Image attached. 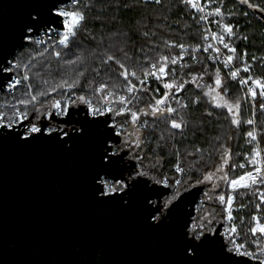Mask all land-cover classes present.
<instances>
[{
	"label": "snow or ice",
	"instance_id": "snow-or-ice-1",
	"mask_svg": "<svg viewBox=\"0 0 264 264\" xmlns=\"http://www.w3.org/2000/svg\"><path fill=\"white\" fill-rule=\"evenodd\" d=\"M70 2L71 10L62 6L67 5L69 0H41V3L28 14L27 19L20 25L17 42L10 49L0 47V74L15 73V76L7 84L8 90L11 92L22 84L26 89L21 98L9 105L10 112H0V145L11 143L17 147L28 148L43 144L52 145L67 152L72 149L77 141L87 138L92 127H96L99 132V139L95 147L97 170L93 176L92 186L94 188L93 195L97 199L107 198L108 201H118L122 207H128L132 203V193L138 185L149 187L148 180H138L137 177H147L162 188L174 189L170 198L162 206L157 203L155 207H150L153 205V201L149 197L145 198L147 211L145 221L149 228H159L168 219V215L164 214V209L167 208L170 215L172 208L176 206L174 201L179 200L183 192L202 184L211 185L210 191H205L203 195L207 200L218 201L221 206L220 212L209 211L206 215H201L191 221L190 227L189 222H185L178 243L179 259L176 264H198L197 258L200 249L208 243H218L221 253L229 259L232 258V255L255 257V253L247 250L246 243L238 242L240 226L235 223L234 212H240L248 208L254 201H258L255 203V209L259 214L251 216L248 222L249 226L244 232V238L247 240L250 233L252 237L257 238L252 242L259 246V241L264 240V150L258 147L252 149L253 154L250 160L246 161L253 166L252 169L230 178L226 166L230 164L231 152L224 145L214 148V151L219 154L218 161L211 159V152L208 153V157H205V150L200 147H195L194 151L185 149L183 155L175 143H171V147H168L170 141L174 140L177 135L175 130L179 131L182 138L187 139L185 130L189 128L190 123L192 125L191 134L195 136L197 130L203 133V120L213 116L212 111L202 113L199 118L200 123L190 122L183 115L180 116L179 120L175 118L178 109L172 106L173 101L179 105V110H188L190 107L188 103H183L181 99L177 98V93L183 92L185 84L188 83L182 78L176 79L175 66L178 61L183 60V56L160 55L152 61L141 48L140 51L145 57L141 62L134 53L129 51L128 32L113 33L108 37L110 41L108 47L101 50L105 37L95 34L86 27L89 19L87 10L95 7L94 0H88L87 3H82V0H70ZM96 2H105V0H96ZM182 2L191 5L198 11H203L197 0H182ZM136 3H140V0H136ZM240 3L248 4L250 8L256 7L250 4L248 0H240ZM149 4L159 6L162 4V0H143L144 7ZM130 6L127 3L123 4L124 8ZM107 7L119 10L120 5L113 3V0H107ZM260 10L264 11V8ZM213 14L222 17V9L220 7L215 8L214 13H209V15ZM95 19L100 20L101 17L98 15ZM200 19L205 20L207 16H201ZM101 23L103 24V21ZM217 23L219 24L220 21ZM143 27L147 29V24ZM234 28L235 26L232 24H223V34L212 33V39L223 44L224 49H227L229 53L223 61L225 68H231L237 60L242 61L244 65L242 71L248 75L240 78L241 69L236 67L235 70H230V77L232 80H238L239 84L248 86L246 95L251 98L253 117L257 105L261 115H264V76L250 74L253 65L247 61V51L237 56V48L230 46L225 41L224 34L229 38L236 35ZM41 32L44 33L46 39L37 38ZM140 35L147 42L156 35V32L143 30ZM54 37H58V39ZM239 38L244 41L249 39L248 36ZM207 39L208 37L205 36L204 40L207 41ZM41 45L44 46L43 50L39 51L37 56L40 58H46V54L48 57L54 56L57 63V67L53 70L52 60L47 58V67L44 68V72L49 77L52 76L53 71L60 73L61 78L58 81L54 78L51 80L44 78L40 70L32 73V69L36 68L34 61H36L37 56H33L31 52L27 53L29 58L26 63L23 59L16 57L18 51L23 56L24 50L30 46ZM165 46H168L167 41H165ZM171 47H179L181 53L188 51L183 43L178 45L173 43ZM189 47L192 48V52L200 51L199 46ZM73 49L77 50L74 58L65 59ZM209 49L217 54L216 57L209 59L218 58L220 48L208 44L207 47L203 48V51L208 52ZM151 50L149 49V51ZM10 56L14 59L9 60ZM90 58L95 66H85L81 70V66L87 65ZM192 59L195 60L196 57L193 56ZM252 60L256 61L257 58L254 56ZM89 67L97 76L101 72L105 73L111 82L101 83L98 87H91V81L85 83ZM181 67H187V65H181ZM4 79H8V77H4ZM34 79L37 81L36 84L31 82ZM195 79L193 78V82ZM152 83L157 84V87L153 89ZM82 86L84 88L91 87L94 94H102L98 98L97 105H94L86 96L76 94L75 90ZM227 91L228 86L221 80L220 72L217 70L215 87L208 86V91L203 95L211 96L215 108L227 109V112L231 114L232 125L237 127L242 123L255 125L254 118L247 120L240 118L241 102H229L225 98ZM56 92L61 94L59 99L52 98L46 103L42 102V97H48ZM149 93L152 94L151 102L144 109H137L136 104L140 102L141 96ZM72 96H76V100H73ZM190 99L193 107L201 102L200 96ZM77 101L87 105V115L93 119L86 120V122L73 119L74 113L70 111V108ZM109 113L113 118L111 124L107 119L103 121L98 119L107 116ZM141 114L144 117H152L154 120H165L167 122L165 129L167 135L165 132H161L155 147L151 149L155 158L148 156V163L144 164L146 156L137 153L134 159H136L140 170L134 166L132 170L128 171L123 168V162L124 156L128 154L127 150L132 146L129 139L135 136V146L139 149L142 145L150 143L143 137L147 136L149 131L155 132L154 127L150 128L147 119H141ZM129 115L130 120H128ZM115 117H124L125 119L123 122H119L114 119ZM101 124L104 125L102 129L99 127ZM123 133H127V135L123 136V142H121V139L118 138L122 137ZM246 136L250 138V142L257 141L254 128L247 131ZM229 138L231 139V137ZM165 148L168 149V155L175 156L176 159V163L172 165L173 175H169L163 170L165 157L157 151ZM121 152L124 153L123 156L120 154ZM237 166L243 169L246 164H231L232 169ZM125 171H127V176L124 175ZM105 177L107 179H104ZM220 182H223L229 191L214 196L212 193L221 188ZM149 190L152 189L149 188ZM155 191L158 192L159 189ZM116 193L122 195L117 197ZM238 195L241 197L250 195L252 199L249 200L248 204L241 202L237 205ZM157 213L160 214L157 215ZM221 214L228 222L229 227L225 228L222 234H218L212 225L213 219ZM244 223V218L241 217L240 225H244ZM220 235H223V240L219 239ZM260 252L264 256V247L260 248ZM260 264H264V259L260 261Z\"/></svg>",
	"mask_w": 264,
	"mask_h": 264
},
{
	"label": "water",
	"instance_id": "water-1",
	"mask_svg": "<svg viewBox=\"0 0 264 264\" xmlns=\"http://www.w3.org/2000/svg\"><path fill=\"white\" fill-rule=\"evenodd\" d=\"M40 3L0 0V47L10 49L17 42L20 25ZM11 75L0 74V91ZM70 111L73 119H93L85 104H73ZM98 119L111 124L113 118L109 113ZM123 136L118 138L121 142ZM98 139L99 132L92 127L90 135L67 152L43 144L28 148L0 145V264H176L180 235L185 222L190 227L197 214L202 187L183 192L170 215L164 209L168 219L159 228H149L145 198L153 201L150 207L162 206L174 189L137 177L148 180L149 187L138 185L128 207L97 199L92 185ZM136 164V159L124 156V169L130 171ZM221 224L216 228L218 234H222ZM197 260L198 264H260L247 256L229 259L218 243L204 245Z\"/></svg>",
	"mask_w": 264,
	"mask_h": 264
},
{
	"label": "trees",
	"instance_id": "trees-1",
	"mask_svg": "<svg viewBox=\"0 0 264 264\" xmlns=\"http://www.w3.org/2000/svg\"><path fill=\"white\" fill-rule=\"evenodd\" d=\"M88 0H82V3H87ZM95 2V7L87 10L88 22L86 27L91 29L97 35H103L105 37L104 44L101 46V50L108 47L110 41L108 39L113 33L116 32H128L130 40V53H134L136 58L143 62L145 59L144 55L141 53L140 49L143 48L147 53V56L154 61L160 55L175 56L180 53L179 47H171L173 43L180 44L183 43L188 50H192L191 47L201 46L205 43L204 33L201 30V24L199 23V17L195 10L189 5H186L182 0H162L161 5L149 4L147 7L143 6V0H140V3H136V0H113V3H118L120 5L119 10L115 8L107 7V0L105 2ZM250 4L255 5L256 7H248V4L240 3V0H214L212 4V13L214 9L220 7L223 12L222 17H214L220 23H216V26L222 31L223 24H232L235 26L234 31L235 36L229 39L230 43L237 48V56H240L244 51H247L248 57L247 61L252 66L251 74L255 76H264V11H261V8H264V0H248ZM131 5L129 8H124L123 4ZM247 13V15H244ZM100 16L101 19L97 20L95 17ZM115 17V19H113ZM159 17V19H156ZM103 21V24L101 23ZM147 24V29L143 25ZM159 25V27H157ZM143 30L155 31L156 35L150 38V41H145V39L140 35V32ZM248 36L249 39L244 41L239 37ZM165 41L168 42V46H165ZM44 46H30L24 50V55L21 56V53L18 51L16 57H19L24 60L26 63L28 60V52H31L33 56H37L39 51L43 50ZM149 49H152L149 51ZM58 50V49H57ZM77 50L73 49L65 59L74 58V54ZM256 57L257 60L253 61L252 57ZM50 58L52 60V69L55 70L57 67L56 59L54 56L46 58H40L37 56L36 68L32 69V73H35L37 70H40L44 78L55 79L58 81L61 78V74L53 71L52 76L49 77L44 68L47 67L46 59ZM209 55L205 52L199 51L196 54V59L189 61L187 67H181L176 65V79H183L188 81L185 84V90L181 93H177V98L181 99L183 103H188L190 105L188 110H179V105H176L175 102H172V106L178 109V114H176V119L179 120L180 116L183 115L185 119H188L190 122L195 121L200 123V116L206 111H212V117H206L203 120V133L197 130V134L193 136L191 134V123L189 128L185 130V135L187 139H184L177 135L175 139L170 141L168 147H171V143H175L176 147L179 148L181 154L185 152V149L189 151H194L195 147H200L205 150L204 155L208 157V153H212V160L218 161L219 154L214 151V148H219L220 145H224L225 148L230 149L231 160L230 164L226 166V171L229 173V177H235L243 169L238 166L235 169L231 168V164L239 165L245 163L247 166L249 163H246L247 160H250L252 156V145L246 144V141L249 137L246 136L247 131H250L251 128L248 124L242 123L239 127L231 124V114L227 112L226 108H215L214 103L207 97L203 95L204 87L199 86L200 84L212 85L215 82L216 72L219 70L221 80L228 86V91L226 93V99L229 102L240 101L241 102V115L242 120H247L251 117L252 111L251 107L245 97L244 90L238 84L236 80H232L230 75H228L224 69L215 61L209 59ZM14 57L10 58V60ZM236 63H242L241 60L235 61ZM95 66L93 60L90 58L87 61V65H82L81 70L85 66ZM22 73V72H21ZM193 78H196L193 82ZM122 79V78H121ZM171 79V78H169ZM91 81V87H97L101 83L111 82L109 81L108 76L101 72L99 76L95 72L91 71L89 67L88 74L86 77L85 83ZM36 84L37 81L34 79L31 81ZM206 85H204L206 87ZM90 88H81L76 89L77 95H84L93 104L98 103V97L94 94ZM151 87L154 89L157 87V84L152 83ZM25 86L18 85L12 93L8 91H0V99L5 102L7 107L4 108V111L10 112L9 105L15 103L17 99L22 97L23 92L25 91ZM151 93L147 95H142L141 100L136 104L137 109H144L148 103L151 102ZM197 96L201 97V102L194 107L191 106V99ZM61 97L60 92L52 93L48 97H42V102H47L52 98L59 99ZM73 100H76V96L72 97ZM80 103L77 101L75 104ZM135 110V109H134ZM150 111V109H148ZM257 124L260 129L259 140L261 144V149L264 150V115H261L260 110L257 112ZM116 121L123 122L124 117H115ZM141 119H147L149 126L155 128V132H148L147 136L143 138L148 140L150 143L142 145L141 148H136L135 146V136L129 139V143L132 145L130 150L133 152V157L137 153L141 156H146L144 164L148 163V156L155 158V154L151 151L155 147L156 142L159 139L161 132H165L167 127V122L163 119L154 120L152 117H144L141 114ZM130 120V115L128 116ZM127 127V125H126ZM131 131V129H129ZM124 136L127 133H123ZM165 135L167 133L165 132ZM231 137V139L229 138ZM161 156L165 157L163 164V170L169 175L174 174L172 165L176 163L175 156L168 155V149L157 150ZM222 151V149H221ZM139 166V165H138ZM214 171V169H212ZM178 175V174H177ZM221 183V188L216 190L215 193H212L214 196L219 195L221 192L227 193L229 190L226 185ZM202 187L201 192L197 200V214L206 213V209H213L215 212H220L221 206L216 200H207L203 193L205 191H210V184L199 185ZM243 191V190H242ZM252 199L250 195H244L243 197L237 196L236 204L243 202L245 204L249 203V200ZM254 201L248 208L243 209L240 212H234L236 216V224L240 226L239 231L241 239L246 243V245L251 249H258L263 245L264 240L259 241V246L257 243H253L256 237H252L251 234H248L247 240L244 238V232L249 226V220L252 215L259 214L255 209ZM196 214V215H197ZM224 220L223 214L220 215ZM244 218V225H240V218ZM259 236V234H257Z\"/></svg>",
	"mask_w": 264,
	"mask_h": 264
},
{
	"label": "built area",
	"instance_id": "built-area-1",
	"mask_svg": "<svg viewBox=\"0 0 264 264\" xmlns=\"http://www.w3.org/2000/svg\"><path fill=\"white\" fill-rule=\"evenodd\" d=\"M197 2L200 4V6H201V8L203 9V11H198L196 8H193L191 5H189L191 8H193L194 10H195V12L197 13V15H198V17H199V23L201 24V30H202V32L204 33V36H207L208 37V39H207V41H205V43L203 44V45H201V46H199L200 47V51H202V52H204L203 51V48L204 47H207V45L208 44H212L214 47H218V48H220V54H219V56H218V58H216V59H211V60H213V61H215L216 63H218L223 69H224V71L228 74V75H230V70H235V68L236 67H239L240 69H241V71H240V78H243V77H245L246 75H248V74H246V73H244L243 71H242V68H243V63H236V62H234L233 63V65L231 66V68H225L224 66H223V61L226 59V57H227V55L229 54L228 53V51H227V49H224V47H223V44H221L219 41H216V40H213L212 39V33H216V34H223L222 33V31L216 26V23H217V20L214 18V17H212V15H209V13H212V8H211V6H212V4L214 3V0H197ZM62 6H65V7H67L69 10H71V7H72V5H71V2H70V0H69V3L67 4V5H62ZM201 16H207V19H205V20H201L200 19V17ZM62 30V29H61ZM225 35V41L226 42H228L229 44H230V46H233L231 43H230V41H229V37H227V35L226 34H224ZM37 38H45L46 39V37H44V33L43 32H41L40 34H39V36L37 37ZM54 38H57L58 39V37H54ZM41 46H43V45H41ZM199 52V51H198ZM205 53H207L208 55H209V57H216L217 56V54L212 50V49H209V51L208 52H205ZM196 54H197V52H192V50H188L187 52H183V53H181V51H180V53L179 54H177V55H182L183 56V60H180V61H178V64L177 65H179V66H181V65H185V64H187L189 61H192L193 59H192V57L193 56H195L196 57ZM177 55H175V56H177ZM23 73H21V75H22ZM251 74V73H250ZM13 76H15V73H12V75H11V77H10V79L9 80H7L6 81V83H5V85H4V88H3V91H8L9 93H12L14 90H11V92L8 90V88H7V84L11 81V78L13 77ZM237 82H238V80H236ZM238 84H239V82H238ZM241 87H242V89L244 90V94H245V97H246V99H247V101H248V103H249V105H250V107H251V111H252V104H251V98H250V96H247L246 95V92H247V85H241V84H239ZM98 87V86H97ZM96 94V96L99 98L102 94L101 93H95ZM73 97V96H72ZM98 104V103H97ZM97 104H94V105H97ZM5 107H7V105L5 104V102H3L1 99H0V112H5L4 111V108ZM259 111V107H258V105H257V109H256V113H255V116L253 117V113H252V115H251V117L250 118H254L255 119V121H256V123H255V125H249L250 126V128H251V130H253V128L255 129V132H256V135H257V141H251L250 142V138H248V140L246 141V144H248V145H252V149H254V148H259V149H261V144H260V140H259V132H260V129H259V127H258V124H257V112ZM112 123V122H111ZM263 126H264V124H263ZM252 165L249 163L248 164V166L246 165V167H245V169L243 170V172H241L240 174H238L237 176H239V175H241V174H243L245 171H248V170H251L252 169ZM233 178V177H232ZM229 190V189H228ZM236 223V222H235ZM227 227H229V224H228V222L224 219L223 220V223H222V226H221V233H223L224 232V229L225 228H227ZM224 238V237H223ZM238 242H240V243H245L242 239H241V235L239 236V240H238ZM261 247H264V243H263V245H261ZM260 247V248H261ZM260 248H258L257 250L256 249H251V248H249L248 246H247V250L249 251V252H253V253H255V257H248V258H251V259H255V260H262V259H264V256H262L261 255V252H260Z\"/></svg>",
	"mask_w": 264,
	"mask_h": 264
},
{
	"label": "flooded vegetation",
	"instance_id": "flooded-vegetation-1",
	"mask_svg": "<svg viewBox=\"0 0 264 264\" xmlns=\"http://www.w3.org/2000/svg\"><path fill=\"white\" fill-rule=\"evenodd\" d=\"M128 151V154H127V156H125V158H127V159H131V160H134L133 158V152L130 150V149H128L127 150ZM136 167H137V169L138 170H140V168H139V166L136 164L135 165ZM104 179H107V178H104ZM169 198H166L165 200H168ZM206 211L207 212H209V211H214L213 209H206ZM207 212L206 213H198L197 215H195V217L193 218V220L195 219V218H197V217H200L201 215H206L207 214ZM210 219L212 218V217H209ZM192 220V221H193ZM221 223H223V219L221 218V216H217L215 219H213V227L216 229L217 228V226L219 225V224H221ZM221 226H222V224H221Z\"/></svg>",
	"mask_w": 264,
	"mask_h": 264
},
{
	"label": "rangeland",
	"instance_id": "rangeland-1",
	"mask_svg": "<svg viewBox=\"0 0 264 264\" xmlns=\"http://www.w3.org/2000/svg\"><path fill=\"white\" fill-rule=\"evenodd\" d=\"M221 78V77H220ZM195 82H197V81H195ZM204 85H206V84H204ZM203 84H200L199 86H203L204 87V89H203V92L205 93V92H207L208 91V86H212V87H215V82L212 84V85H206V87L204 86ZM217 91H219V89H217ZM211 101H212V98H211V96H207ZM213 103V102H212Z\"/></svg>",
	"mask_w": 264,
	"mask_h": 264
}]
</instances>
